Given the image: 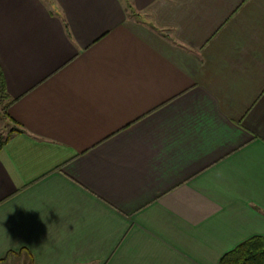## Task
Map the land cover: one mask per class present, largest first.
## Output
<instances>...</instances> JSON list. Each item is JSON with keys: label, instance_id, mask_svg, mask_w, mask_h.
Wrapping results in <instances>:
<instances>
[{"label": "crops", "instance_id": "obj_1", "mask_svg": "<svg viewBox=\"0 0 264 264\" xmlns=\"http://www.w3.org/2000/svg\"><path fill=\"white\" fill-rule=\"evenodd\" d=\"M0 67L3 264H220L264 236V0H0Z\"/></svg>", "mask_w": 264, "mask_h": 264}, {"label": "trees", "instance_id": "obj_2", "mask_svg": "<svg viewBox=\"0 0 264 264\" xmlns=\"http://www.w3.org/2000/svg\"><path fill=\"white\" fill-rule=\"evenodd\" d=\"M11 101V97L7 92L5 75L0 67V116L6 120L9 119L7 111ZM18 132L15 126L8 128L5 132L0 131V149L17 135ZM0 264H3V260H0ZM220 264H264V236H256L245 241L227 253L221 259Z\"/></svg>", "mask_w": 264, "mask_h": 264}, {"label": "rangeland", "instance_id": "obj_3", "mask_svg": "<svg viewBox=\"0 0 264 264\" xmlns=\"http://www.w3.org/2000/svg\"><path fill=\"white\" fill-rule=\"evenodd\" d=\"M10 127V123L8 120H6L4 117L0 116V131L5 132L8 130L7 127Z\"/></svg>", "mask_w": 264, "mask_h": 264}]
</instances>
